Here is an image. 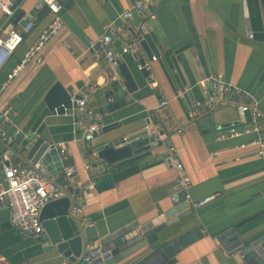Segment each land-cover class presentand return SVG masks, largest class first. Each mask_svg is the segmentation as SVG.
<instances>
[{"label": "crops", "instance_id": "0c3cea01", "mask_svg": "<svg viewBox=\"0 0 264 264\" xmlns=\"http://www.w3.org/2000/svg\"><path fill=\"white\" fill-rule=\"evenodd\" d=\"M13 1L14 28L21 32L29 20L33 26L22 32V41L7 57H0V126L10 137L7 141L0 136V190L5 165H26L20 157V137L24 141L39 133L57 148L63 145L68 153L66 157L60 154L63 166L55 177H49L45 169L60 192L53 200L68 193L75 204L67 215L57 218L73 229L74 219L88 220L97 233L104 234L134 221L144 224L173 207L170 195L176 171L167 156L174 147L190 178L191 197L212 198L198 208L189 206L192 215L157 235L161 240L165 236L175 239L194 227L200 228L202 237L178 252L175 264H243L226 253L217 237L238 224L241 229L264 231V156L257 155L252 147L239 146L264 137V129L258 134H227L232 127L242 132L252 124V112L242 120L238 104L256 103L264 116L261 0H154L152 20H147L145 10L133 12L131 19L121 16L137 0H60L61 29L2 89L7 73L52 20L46 7L37 6L38 0ZM3 22L0 13V33L4 35ZM108 22L121 26L109 47L120 50L128 46L120 60L135 70L136 90L122 96L115 95L113 86L109 97L98 94L109 86V80H120L98 45L103 25ZM145 25L148 31L142 37L150 57L137 42V31ZM249 33L254 34L252 39ZM135 55L143 61L147 76L140 72ZM209 75L220 76L235 88L226 105L204 106L209 92L200 81ZM56 83L63 88L71 86L74 94L85 98L101 127L117 125L107 134L99 131L91 141H85L88 119L81 126L76 124L77 106L62 113L50 111L45 99ZM79 83L82 85L77 87ZM93 93L95 98L91 100ZM118 100H124V104L101 114L107 104ZM193 101L202 106L196 116L189 117ZM146 126L159 129L156 145L109 166L106 172L98 168L101 161L94 165L87 155L85 162L83 154L104 140L130 137ZM69 166L74 167L72 175L65 173ZM78 184L82 188H77ZM64 186L71 190L65 191ZM75 208H81V212L73 215ZM39 241V236H24L13 227L9 209L0 203V264H61L66 260L55 252L43 251ZM93 243L100 245L98 241ZM128 262L123 259L114 264Z\"/></svg>", "mask_w": 264, "mask_h": 264}, {"label": "water", "instance_id": "95a60500", "mask_svg": "<svg viewBox=\"0 0 264 264\" xmlns=\"http://www.w3.org/2000/svg\"><path fill=\"white\" fill-rule=\"evenodd\" d=\"M261 2L264 7V0ZM152 8L153 6L149 7L148 10H152ZM140 30L141 28L137 31L139 35L137 42L150 57L151 51L148 49L146 41L140 36ZM135 59L140 65L143 63L136 55ZM113 70L120 80H109V82L111 81L109 86L98 90L99 95L104 94L105 97H109L112 93L110 86L115 88L116 96H122L125 92L130 93L136 90L135 70L131 66L119 59ZM140 72L147 76L146 68H141ZM81 85L82 83H79L76 86L80 87ZM94 94L91 96V100L95 98ZM78 98L79 96L74 94L71 86L63 88L59 83H56L45 100L50 111L62 113L66 109L75 108ZM122 104H124V100L107 104L101 109V114L106 110L111 112ZM245 116L249 118L250 112H245ZM116 125V123H111L102 126L100 131L107 134ZM18 144H20V157L24 163L26 165L40 163L48 171L49 177H55L63 166L58 148L55 144L46 141L39 133L27 136L24 141L20 137ZM156 144L157 141H154L153 137L143 130L126 137L125 140L123 138H108L96 145L94 150H88L87 154H83V158L86 163L91 158L94 165L101 161L108 168ZM52 181L56 183L54 180ZM63 189L67 192L71 190L69 186H64ZM74 205V200L66 193V196L62 198L47 202L39 214L44 228L39 236L42 250L55 252L66 259L69 264H87L82 261L85 248L88 243L95 241H98L103 248L111 251V258L105 261V264H114L123 259L129 260L127 264H175L177 253L203 235L199 227H194L175 239L165 236L161 240L157 235L167 226L192 215V209L186 201L174 203L173 207L165 211L163 215H159L158 218L149 220L144 224L134 221L104 234L97 233L96 226L90 224L88 220L84 222L74 219L76 229H73L67 222L57 218L67 215ZM239 226L238 224L228 228L217 237V240L226 250V253L235 255L239 262L264 264V231L241 229ZM98 263L100 260L94 261L93 264Z\"/></svg>", "mask_w": 264, "mask_h": 264}, {"label": "built area", "instance_id": "2783aa9c", "mask_svg": "<svg viewBox=\"0 0 264 264\" xmlns=\"http://www.w3.org/2000/svg\"><path fill=\"white\" fill-rule=\"evenodd\" d=\"M154 2V0H137L132 4L131 8L124 10L121 13V16L125 19H131L133 12H141L145 10L148 12L147 20H152L155 17V13L148 10V8L153 6ZM37 6L46 7L52 14V20L26 51L20 62L12 68L9 73H7L5 80L1 84L2 89L7 87L9 82L25 69L27 62L35 56V54L41 50L43 45L56 35L62 27V5L60 0H38ZM0 13L4 16V31L6 30L4 35L0 33V57L5 58L20 44L22 41V32H28L32 28L33 22L30 20L27 21L21 32L14 28L11 23L15 15V4L13 0H0ZM140 28V36L142 37L147 33L148 26L145 25ZM119 31H121V26L108 22L103 25V33L98 39V45L103 51L104 57L112 66H116L117 60L121 59L122 54L129 50L128 46H123L120 50H115L109 47L112 36ZM248 36L252 39L254 34L249 33ZM152 59H155V56H152ZM1 60L2 59H0V61ZM143 67L144 65H139L140 69ZM200 84L207 90V92H209L206 94L205 99L204 106L206 108H211L214 105H226L230 101L229 94L235 91V88L232 85L217 75H209L205 77L200 81ZM165 103L166 101L162 102V104ZM76 106L78 110L76 124L81 126L84 124V120L88 119L83 139L85 141H91L101 128L98 122L99 118L97 113L93 109L87 107V101L85 98H78L76 100ZM201 106L202 104L199 101H193L189 109V117L196 116L200 112ZM237 111L242 120H245L246 118L245 112H252L253 117L250 122L252 124L242 132H239L235 127H232L227 130L228 136L233 137L248 132L258 134L264 129V116L257 110L256 103L238 104ZM81 113H83V115ZM0 117H2L1 114ZM145 131L149 136L153 137L154 141L159 139V129L157 127L146 126ZM16 133H19V131L16 130ZM223 135L220 134L219 137H222ZM0 136L7 141L10 140V137L6 135L1 126ZM123 140H125V137ZM239 146L252 147L255 149L257 155L264 156V137L250 139L246 142L240 143ZM58 149L63 157L67 156V150L63 145L59 146ZM168 154L169 156L167 157L176 171V177L171 186V201L173 203L186 201L188 205L193 208H198L209 202L212 196L197 200H194L191 197L188 191L190 178L184 171L178 152L174 147H170ZM98 168L101 172H106L108 169L103 163H99ZM74 172L75 170L73 166L67 167L65 171L66 175H72ZM3 177L4 186L0 190V203L6 205L9 209L11 225L18 229L24 236H40L44 230L42 221L39 218L40 210L47 202L52 201L60 195L55 184L48 179L45 167L40 163H35L33 165L8 164L3 168ZM77 188H82L81 184H78ZM80 212L81 208H75L72 210L73 215L79 214ZM110 258L111 251L109 249H105L101 245L90 242L85 248L82 261L87 264H93L94 261L100 260V263H104ZM61 264H68V261L64 260Z\"/></svg>", "mask_w": 264, "mask_h": 264}, {"label": "trees", "instance_id": "16d2710c", "mask_svg": "<svg viewBox=\"0 0 264 264\" xmlns=\"http://www.w3.org/2000/svg\"><path fill=\"white\" fill-rule=\"evenodd\" d=\"M108 169H109V167H108ZM108 169H107V170H108Z\"/></svg>", "mask_w": 264, "mask_h": 264}]
</instances>
